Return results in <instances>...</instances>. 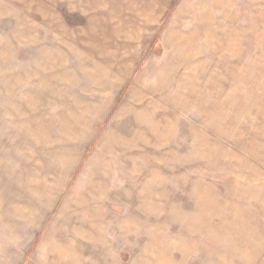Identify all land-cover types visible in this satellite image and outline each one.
Returning <instances> with one entry per match:
<instances>
[{"label":"rangeland","instance_id":"obj_1","mask_svg":"<svg viewBox=\"0 0 264 264\" xmlns=\"http://www.w3.org/2000/svg\"><path fill=\"white\" fill-rule=\"evenodd\" d=\"M140 1L0 0V264H264V0Z\"/></svg>","mask_w":264,"mask_h":264},{"label":"crops","instance_id":"obj_2","mask_svg":"<svg viewBox=\"0 0 264 264\" xmlns=\"http://www.w3.org/2000/svg\"><path fill=\"white\" fill-rule=\"evenodd\" d=\"M90 2H93L94 6H96L95 1L96 0H89ZM99 1V9H98V17L96 15L92 14V18H99V26L98 27H106L107 25L109 27H113L111 29L114 30V32H130V33H138L140 29L148 24L149 20V14L148 10L150 8V5L146 3V1H140V0H97ZM92 4L88 7H86L88 10L91 9ZM115 11V12H114ZM94 13V12H93ZM113 25L111 24V21L109 24H107V19L109 17H112ZM106 22L104 25L102 22ZM92 25H89L88 27H91ZM141 26V27H140ZM93 28H95L93 26ZM130 38V36H129ZM97 40V38H96ZM4 46V45H3ZM75 49V48H73ZM68 60L66 56H64V59ZM63 59V61H64ZM63 62L61 63V67H63ZM55 74L53 75V77ZM37 127V126H36Z\"/></svg>","mask_w":264,"mask_h":264}]
</instances>
